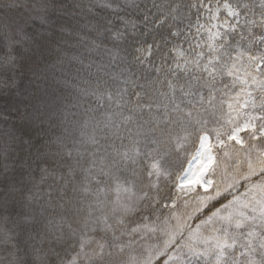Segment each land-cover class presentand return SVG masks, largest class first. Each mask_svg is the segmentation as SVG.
Here are the masks:
<instances>
[{"label": "snow or ice", "instance_id": "6c2138e0", "mask_svg": "<svg viewBox=\"0 0 264 264\" xmlns=\"http://www.w3.org/2000/svg\"><path fill=\"white\" fill-rule=\"evenodd\" d=\"M0 264H264V0H0Z\"/></svg>", "mask_w": 264, "mask_h": 264}]
</instances>
